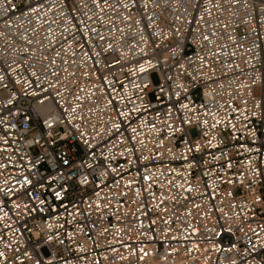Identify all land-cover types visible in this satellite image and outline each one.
I'll list each match as a JSON object with an SVG mask.
<instances>
[{"label": "built area", "instance_id": "2783aa9c", "mask_svg": "<svg viewBox=\"0 0 264 264\" xmlns=\"http://www.w3.org/2000/svg\"><path fill=\"white\" fill-rule=\"evenodd\" d=\"M0 75V264H264V0H0Z\"/></svg>", "mask_w": 264, "mask_h": 264}, {"label": "rangeland", "instance_id": "374dc122", "mask_svg": "<svg viewBox=\"0 0 264 264\" xmlns=\"http://www.w3.org/2000/svg\"><path fill=\"white\" fill-rule=\"evenodd\" d=\"M151 78H152V82H153L155 85H157L158 82H159L158 76H157L156 74H153V75L151 76ZM191 134H192L193 136L196 135V133H195L194 131H192Z\"/></svg>", "mask_w": 264, "mask_h": 264}, {"label": "snow or ice", "instance_id": "6c2138e0", "mask_svg": "<svg viewBox=\"0 0 264 264\" xmlns=\"http://www.w3.org/2000/svg\"><path fill=\"white\" fill-rule=\"evenodd\" d=\"M33 11H36V9H33ZM3 79H4V77L2 75H0V81H2ZM56 195H57V197H59V193H57ZM0 257H4V252H0Z\"/></svg>", "mask_w": 264, "mask_h": 264}]
</instances>
